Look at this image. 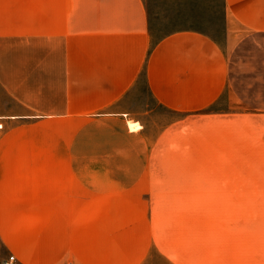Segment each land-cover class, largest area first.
Instances as JSON below:
<instances>
[{"label":"crops","instance_id":"1","mask_svg":"<svg viewBox=\"0 0 264 264\" xmlns=\"http://www.w3.org/2000/svg\"><path fill=\"white\" fill-rule=\"evenodd\" d=\"M145 2L0 0V90L9 99L0 110V200H10L0 208L13 211L7 240L20 264L150 260V218L135 212V187L123 185L140 177L69 169L70 115L73 139L82 137L86 114L125 113L115 108L144 77L170 109H201L226 92L264 118V0H224L223 44L191 29L153 43ZM259 236L255 264H264Z\"/></svg>","mask_w":264,"mask_h":264},{"label":"rangeland","instance_id":"2","mask_svg":"<svg viewBox=\"0 0 264 264\" xmlns=\"http://www.w3.org/2000/svg\"><path fill=\"white\" fill-rule=\"evenodd\" d=\"M145 7L153 43L183 29L224 42V0H147ZM8 100L0 90V110ZM115 109L125 113L102 106L86 114L77 139L70 115L67 166L140 177L123 185L135 187L129 193L142 205L135 212L151 221L147 264H255L264 234V118L258 121L255 106L233 103L223 92L207 107L173 110L141 77ZM130 120L139 126L131 128ZM12 216L0 208V264L12 255ZM157 251L173 253L171 260Z\"/></svg>","mask_w":264,"mask_h":264},{"label":"bare ground","instance_id":"3","mask_svg":"<svg viewBox=\"0 0 264 264\" xmlns=\"http://www.w3.org/2000/svg\"><path fill=\"white\" fill-rule=\"evenodd\" d=\"M137 122H138V121H137ZM137 122H134V121H131V120H130V121H129V125H130V127L133 128V129H134V128H137V127L139 126V124H138Z\"/></svg>","mask_w":264,"mask_h":264},{"label":"built area","instance_id":"4","mask_svg":"<svg viewBox=\"0 0 264 264\" xmlns=\"http://www.w3.org/2000/svg\"><path fill=\"white\" fill-rule=\"evenodd\" d=\"M14 260H15V257H14V255H11L10 257H9V259H7V264H12L13 262H14Z\"/></svg>","mask_w":264,"mask_h":264}]
</instances>
